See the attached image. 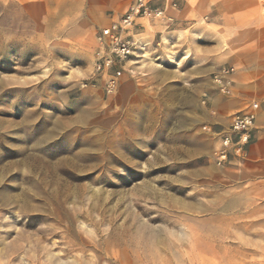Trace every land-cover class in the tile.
<instances>
[{
  "label": "rangeland",
  "instance_id": "obj_1",
  "mask_svg": "<svg viewBox=\"0 0 264 264\" xmlns=\"http://www.w3.org/2000/svg\"><path fill=\"white\" fill-rule=\"evenodd\" d=\"M50 1L0 0V264H264V161L213 159L252 103L264 143V0H152L112 92L96 37L131 0Z\"/></svg>",
  "mask_w": 264,
  "mask_h": 264
},
{
  "label": "built area",
  "instance_id": "obj_2",
  "mask_svg": "<svg viewBox=\"0 0 264 264\" xmlns=\"http://www.w3.org/2000/svg\"><path fill=\"white\" fill-rule=\"evenodd\" d=\"M165 12V9L157 7L152 0H131L119 19L101 29L96 37L99 54L95 63V72L105 77L107 92L115 90L123 69L121 63L134 53L135 41L130 38L137 26V20L140 18L161 19L165 16ZM117 64L120 67L110 73ZM233 74V67H223L214 75L213 83L220 94L232 93ZM257 108V103H252L247 110L236 112L231 116L227 131L219 136L218 144L213 151V159L217 166L224 167L246 160L252 142V132L256 125Z\"/></svg>",
  "mask_w": 264,
  "mask_h": 264
},
{
  "label": "crops",
  "instance_id": "obj_3",
  "mask_svg": "<svg viewBox=\"0 0 264 264\" xmlns=\"http://www.w3.org/2000/svg\"><path fill=\"white\" fill-rule=\"evenodd\" d=\"M83 0H60V2L58 0H51V7H56L59 10L63 11V12H76L78 10L79 7V3L82 2ZM97 2L100 3H104L107 2L109 5L112 6H117V5H121L125 2V0H97ZM59 3V6H58ZM56 6H52L55 5ZM108 5V6H109ZM235 93H234V96ZM237 104L235 103H231L229 106H232L233 108H237L236 107ZM261 118L262 115L260 114V116L258 117L257 120V125H261ZM249 154H250V162H262L264 161V143L262 142V144H258V143H254L253 145H251L250 150H249Z\"/></svg>",
  "mask_w": 264,
  "mask_h": 264
}]
</instances>
